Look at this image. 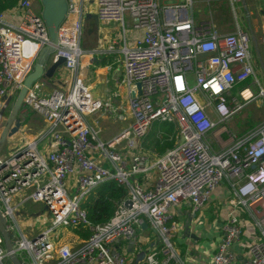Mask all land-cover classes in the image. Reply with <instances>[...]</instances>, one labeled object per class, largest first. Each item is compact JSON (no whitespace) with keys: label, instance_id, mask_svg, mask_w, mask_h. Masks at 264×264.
<instances>
[{"label":"built area","instance_id":"2783aa9c","mask_svg":"<svg viewBox=\"0 0 264 264\" xmlns=\"http://www.w3.org/2000/svg\"><path fill=\"white\" fill-rule=\"evenodd\" d=\"M65 1L58 46L50 59H64L71 81L65 89L50 91L43 81L35 82L22 108L43 120L44 131L33 142L20 140L6 153L0 149V214L16 257L24 264H125L126 255L114 246L139 245L136 231L147 229L170 249L168 232L181 227L173 219L175 209L185 204L195 214L226 184L233 210L221 226L209 264H264V124L241 138L226 129L258 97L248 87L233 93L248 79L257 83L248 32L236 27L222 34L211 20L195 22L191 0L166 5L157 0ZM89 1L95 4L98 24L117 30L105 51H96L120 54L123 79L115 80L107 100L95 97L76 76L84 54L83 3ZM227 1L233 6L238 0ZM48 42L40 14L27 0L0 16V133L11 100ZM136 82L141 96L131 98ZM122 89L125 110L113 102ZM123 111L130 119L127 127L110 141H100L87 119L104 114L124 121ZM154 122L173 126L180 139L155 160L141 147ZM106 181L128 194L107 224L91 226L81 205ZM27 204L45 207V216H51L46 227H26L19 220L18 210ZM242 212L257 232L249 240ZM80 227L91 235L76 251L57 245L58 228ZM141 251L145 264L170 261L160 260L156 247L135 253ZM6 261L0 238V264Z\"/></svg>","mask_w":264,"mask_h":264},{"label":"crops","instance_id":"0c3cea01","mask_svg":"<svg viewBox=\"0 0 264 264\" xmlns=\"http://www.w3.org/2000/svg\"><path fill=\"white\" fill-rule=\"evenodd\" d=\"M27 1H29L33 5L32 8L35 11H37V8H35L33 4V0H27ZM195 2L202 3V4H205V3L208 4L207 6L208 11H206V15L208 14L207 18L202 19L200 21L211 20V22L215 23L218 26L217 30L220 33L222 34L233 33L237 26L240 28H243L244 31L248 32L250 36V49L252 50L254 54V61L252 64L255 70V78L257 79V81L258 80L264 81V0H238L233 6H231L230 3L226 0L225 1L224 0H195ZM217 2H224L227 8L229 7V9H232V11L235 10L234 19L236 21H235L234 26H232L228 21L224 22V20L227 18L226 16L228 15V9H226V11H219L218 7L216 6ZM83 8H84V15H85V21H84V33H85L86 27L89 29V24L91 22L86 17L90 15H95V4L94 2H91V1L84 2ZM116 31L117 30L115 26L103 27L102 25L98 24V27H93L92 30H90L89 34H91L92 32H95V34L100 35L101 37L100 39L101 41H103V43L104 42L108 43V41L116 35ZM108 38L110 39L108 40ZM100 53H102V51ZM84 54L86 55L87 52H84ZM88 55L92 57L93 59L91 58L89 61L85 62V64L86 63L88 64L87 69L90 71V73L94 74V76L96 77L95 84L92 86V93L97 98L107 100L108 98H110L112 92L115 91V80L117 79L120 82L123 79V69L120 63L118 62L120 58V54L119 53H113V54L107 53L104 55V54L97 53L96 54L97 57H94L90 54ZM112 56H115L118 58L116 63H112L110 59L112 58ZM81 62L82 60H80V64ZM114 65H117V68H118L117 70H114V68L111 70V68L114 67ZM70 81H71V75L67 71H65L63 68L59 69L56 71L52 80L43 81L45 83L44 90L50 91L54 89V87L56 89H65L69 85ZM253 82H254L253 78L248 79L245 82V87H248L251 92L254 90V88L257 87V85H255L256 83H253ZM237 90L238 88L235 89L233 93L236 92ZM120 92H121V97L113 100V102L115 106H121L125 110V94L123 92V89ZM123 113L125 114L124 115L125 120L127 119V121L130 122L129 117L127 116V112L123 111ZM99 115L101 114L90 116L87 119L88 123L92 125L93 127H96L95 121H96V118L99 119L98 118ZM237 116L233 117V119L229 121V124H230L229 129L232 131V133H234V137L238 138L239 136V138H241L249 134L250 132H252V130H250L249 127L240 125L242 121L247 119L246 116H243V114L241 113H240V116L239 115ZM111 119L114 122H117L113 118ZM26 120L28 122L29 128L33 132L30 135L32 136L37 135L38 137V135L44 131L45 125H44L43 120L39 116L35 115L34 113H31L29 115V119L27 118ZM241 134H243V136L240 137ZM46 148H47L46 144L43 143L42 145H40V150L42 152H44ZM226 199H229L228 192H226V194L224 195L222 189L218 188V191H216V193L214 194V196L212 197L210 201L212 202L213 209H209V210L204 209L203 211L201 210L195 214H193L190 211L188 205H185V204L175 209L174 214H173L174 215L173 219L174 221L180 223L182 229H183V224L187 219L185 214L191 215L192 218L190 220V232L195 235L196 239L185 238L183 235V230H182L181 232L182 234L180 236V239L178 240V244L180 248H184L185 246L184 249L186 250V252L188 251V249L190 251L188 252L189 254L185 253L186 255L184 256L183 259L182 257H180V260L174 262V264H209L210 258H211L210 251L212 249L214 251L219 243L220 231L218 233V230H220L221 226L225 223L226 219L224 221V218H227V215L225 214L226 212H224V203ZM219 207H221V210ZM247 219L244 220L246 222V225H247V222L249 221ZM250 223L253 225L251 221ZM246 225H245V228L247 227ZM145 231L146 230H142L141 231L142 236L141 237L137 236V239H136L138 244L141 246L142 250H146L152 247L154 248L156 244L158 243V242H155V239L151 240L149 238L150 236L148 237L146 235H143L145 234ZM66 232L67 234H65L63 237L61 236L59 232L60 240L58 241L57 245L64 244L68 246L70 245V243H74L76 245L75 247L73 246L74 249L68 246L71 249V251L74 252L81 246V243L83 242V240H81L77 235H75L72 230L67 229ZM204 239L207 241L206 246L199 244V241L204 240ZM113 249L115 251H119L125 254L128 264H140L143 262L142 261L139 263H135V258L137 255L135 252L137 250V245L132 246V248L130 249L127 242H121L115 245Z\"/></svg>","mask_w":264,"mask_h":264},{"label":"rangeland","instance_id":"374dc122","mask_svg":"<svg viewBox=\"0 0 264 264\" xmlns=\"http://www.w3.org/2000/svg\"><path fill=\"white\" fill-rule=\"evenodd\" d=\"M176 1H178V0H157V2L159 4H165V5L166 4L175 3ZM191 2H192V17H193V20L195 22H199L200 20L207 18L208 14L206 15V11H208V8H207L208 4H206V3L205 4L197 3V2H195V0H191ZM29 4L31 6H33L30 2H29ZM33 4H34L35 8H37L36 12H38L39 9H40L38 1L37 0H33ZM216 6L218 7L219 11H226V9H228V15L226 16L227 18L224 20V22L228 21L232 26H234L235 25V21H236L234 19V11L235 10L232 11V9H229V7L227 8V6H226V4L224 2H217ZM212 24L214 25L215 23L212 22ZM102 26L103 27H109V26H105V25H102ZM214 26H216V29H217L218 26L216 24ZM240 29L242 31H244L243 28H240ZM88 31H89V29L86 27L85 33L82 35V38H81V43H80L81 50L83 52H87V54L86 55L83 54L84 55V57L82 56L83 59L81 57L82 62H81V64L78 67V71H77V75L76 76L81 80V82L84 85L89 86L90 89L92 90V86L95 84L96 77L94 76V74L90 73V71L87 69V65L88 64L87 63L85 64V62L89 61L92 58L88 54H90V55H92L94 57H97V55H96L97 52L96 51H100V50L101 51H105V49L107 48V43H105V42L103 43V41H101V39H100L101 37H100L99 34H95V32H92L91 34H89ZM109 39L110 38H108V40ZM106 42H107V40H106ZM250 56H251V62L253 63L254 54H253L251 49H250ZM110 59H111L112 63H116L118 58L115 57V56H112V58H110ZM113 68H114V70L118 69L117 65H114V67H112L111 70ZM255 85H257V87L254 88V90L252 92H253V94L255 96H258V97L256 98V100L253 103L248 105L244 110H242L240 112L241 114H243V116L247 117V119L242 121L240 123V125L241 126H245V127H249L250 130H253L254 128H255L254 130H258L264 124V81L263 80H258ZM54 89H56V88L54 87ZM49 90H50V88H49ZM16 96H17V94L11 100L10 106H9L8 110L6 111V113L4 115V119L5 120L7 119V116L9 114V111H10L13 103H14V100H15ZM31 113L32 112L29 109L21 108V110H20V112H19V114L17 116V118H18V120L20 122V127L18 129V133L15 134L12 138H10L9 141H6V143L2 147L3 148V152H5V153L8 152L10 150V148L14 144L16 145L17 142H20V140H25L26 142H33L37 138V135L36 136L35 135H33V136L30 135L33 132L29 128L28 122L26 120L27 118L29 119V115ZM240 113L237 114V115L240 116ZM98 118L99 119L96 118V121H95V126L96 127H94V128L96 130H98V132H99L98 139L100 141H103V142L110 141L111 139L116 137L121 132V130L126 128L127 125L129 124V121H127V119L124 120V121L114 122L111 119V117H109L107 115H104V114L99 115ZM158 126H159L158 122H154L152 124V126L150 128V131L147 134V136H149V135H152V136L157 135V138H161L164 135H167L168 136V140L169 141L170 140L174 141L175 146L180 143L179 135H178V132H177L176 128H174L173 126H165L163 128H160L159 130H157ZM229 128H230V124L228 123L227 126H226V129L234 136V133H232V131ZM28 129H30V130H28ZM241 136H243V134H241L240 137ZM146 137L142 141V146H141L142 149L146 153H149L148 155H150V157H153L154 160L158 159V157L154 156V154L151 152L150 149H148V148H146L144 146V141H145ZM238 138H239V136H238ZM205 142H207L208 144L211 145L212 144L211 137H206ZM152 175L153 174H150L149 177L151 178ZM142 176H137L135 178L136 179L138 178L137 181L141 182L143 180ZM154 177H155V175L153 176V178ZM153 178H152V180H153ZM152 180H151V182H152ZM147 181H148V178L146 180H144V182H147ZM150 183H149V185H150ZM218 188L222 189L224 195L226 194V192L228 190V187H227L226 184H223V185L219 186ZM216 191H218V189ZM216 191L212 193L210 200L206 204L207 206H205L202 209V211L204 209H208V210L209 209H213L212 202H210V201H211L212 197L214 196V194L216 193ZM232 198H233V196H232V194H230L229 195V199H232ZM229 199H226V201L224 203V212H226L225 213L226 215H227L228 212H231L233 210V208L231 206H229ZM219 208L221 210V207H219ZM18 211H19L18 212V218L24 224V226H26V227L28 225H34V227L44 228L48 224V219L51 218L50 214L48 215V218L45 216V214H47V211H46L45 207H43L42 205L32 206L31 204H27V205L19 208ZM225 219L226 218H224V221H225ZM243 222H245V221H243ZM245 225H246V222H245ZM246 226L247 227L244 229L245 230L244 231V237H245V239L249 240L250 239L249 236L250 235H256L257 232H256L255 228L253 227V225L250 223V221L247 222ZM66 230L67 229H63V228H58L57 229V231L60 232L62 237L65 234H67ZM182 230L183 229L181 227H178L174 232H168V236L166 238H168V241H169V244H170V249L167 248V246L165 245V243L162 240V238H159L158 235H154L151 230L147 229L145 231V234H143V235H146L148 237L150 236L149 238L151 240L155 239V242H158L155 247L158 249V251L161 252V257H162L163 260L170 259V261L176 262V261L180 260V257H182V259H183L184 256L186 255L185 253H188L190 251L188 249V251L186 252V250L184 249L185 246H184V248H180V246L178 244V240L180 239V236L182 234L181 233ZM219 231L220 230H218V233H219ZM136 235L138 237H141L142 236V232L140 233V232L136 231ZM219 236H220V234H219ZM206 242L207 241L205 239L204 240H200L199 244H202V245L206 246ZM68 246L71 247L72 249H74L73 246L75 247L76 245L74 243H70V245H68ZM213 253H214V251L212 249L210 251V254L213 255ZM6 264H10V263L8 261H6ZM125 264H128V261H126Z\"/></svg>","mask_w":264,"mask_h":264},{"label":"water","instance_id":"95a60500","mask_svg":"<svg viewBox=\"0 0 264 264\" xmlns=\"http://www.w3.org/2000/svg\"><path fill=\"white\" fill-rule=\"evenodd\" d=\"M25 0H20V3H23ZM39 3V14L40 18L46 28L48 36V44L40 51L37 56V61L33 64L32 70L26 75L22 82L21 89L19 90L14 103L9 111L7 116L4 128L0 133V149L3 147L5 142L12 138L15 134L18 133L20 127V122L17 118L25 96L31 86L37 81L52 80L56 71L62 69L64 66V59L59 57L56 61H51L50 57L58 46V36L57 32L62 24L66 11V1L65 0H37ZM89 19V31L93 27H98V21L96 15H90L86 17ZM135 96H141V85L136 82L131 85L130 97L134 98ZM125 206H129V202L124 203ZM187 217L186 221L183 224V235L185 238L196 239L195 235L190 232V220L191 215L185 214ZM145 228V225L142 226V229ZM0 238L2 245L4 247L6 257L10 264H24L22 263L14 254L11 245L10 235L6 229V220L0 214ZM134 245L133 242L129 243V248L131 249ZM144 252H139L136 255L135 263L142 262L144 259Z\"/></svg>","mask_w":264,"mask_h":264},{"label":"trees","instance_id":"16d2710c","mask_svg":"<svg viewBox=\"0 0 264 264\" xmlns=\"http://www.w3.org/2000/svg\"><path fill=\"white\" fill-rule=\"evenodd\" d=\"M20 0H0V16L9 13L12 9L17 7ZM245 87V82L236 86L238 89ZM157 130L167 125L158 123ZM255 129V128H254ZM253 129V130H254ZM252 130V131H253ZM144 146L151 150L156 157L162 156L167 150L175 147L174 141H169L168 136L164 135L157 138V135H149L144 141ZM127 189L117 186L114 181H106L98 185L83 201L81 208L86 211L87 223L91 226H103L107 224L114 215L118 203L124 200L127 196ZM242 220H246L245 212L241 214ZM248 220V219H247ZM81 240L85 241L90 237V232L85 228H77L72 230ZM137 248H141L137 245ZM158 258L161 260V253ZM145 264V263H140ZM168 264H174L169 261Z\"/></svg>","mask_w":264,"mask_h":264}]
</instances>
